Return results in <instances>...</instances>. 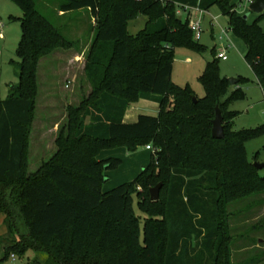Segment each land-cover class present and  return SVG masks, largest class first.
Instances as JSON below:
<instances>
[{
  "label": "trees",
  "instance_id": "obj_1",
  "mask_svg": "<svg viewBox=\"0 0 264 264\" xmlns=\"http://www.w3.org/2000/svg\"><path fill=\"white\" fill-rule=\"evenodd\" d=\"M12 1L23 17L17 50L20 82L7 100H0V213L6 214L8 229L0 239L2 261L13 253L34 251L47 256L37 264H228L229 204L264 195V169L248 161L245 146L264 136V127L232 130L239 114L230 107L246 99L241 85L248 80L238 78L231 90L220 77L218 58L207 63L199 78L204 98L195 96L189 85L172 81L177 49L205 51L189 19L179 18L177 10L181 5L205 12L218 7L228 19V30L244 43L245 62L263 95L264 14L251 23L232 0H65L60 12L89 8L97 20L86 65L94 87L90 97L95 98L86 109L82 104L69 110L67 125L58 131L57 152L32 173L29 139L38 63L71 44L40 12L37 0ZM138 15L148 21L131 35L130 23ZM139 100L157 103L159 115H140L135 123H125L128 109ZM217 106L223 115V140L212 137ZM149 145L156 150L152 163L134 181L103 193L111 179L107 171L123 162H102L99 155L121 147L135 153ZM217 145L225 146L221 156L214 154ZM201 152L213 159L201 161L198 169L191 157ZM150 183L162 184L159 201L143 196L141 189ZM259 226L264 231V222ZM250 233L242 237L258 245Z\"/></svg>",
  "mask_w": 264,
  "mask_h": 264
},
{
  "label": "rangeland",
  "instance_id": "obj_2",
  "mask_svg": "<svg viewBox=\"0 0 264 264\" xmlns=\"http://www.w3.org/2000/svg\"><path fill=\"white\" fill-rule=\"evenodd\" d=\"M232 2L237 5L239 14L247 15L251 23L259 17L250 10L251 4L246 0H232ZM64 3L65 0H37L40 12L56 25L71 45L54 49L53 52L42 56L38 63L37 86L39 89L35 99V120L29 139V171L32 173L36 172L44 161L50 159L57 152L55 142L59 134L58 131L67 125L69 110L72 107H80L82 104H85L83 108L86 109L94 102L95 98L90 97L94 87L86 65L95 40L97 20L93 18L89 8L70 11L67 14L60 12ZM177 12L179 18L186 20L182 9H178ZM21 17H23V10L14 1L0 0V22L5 26L4 28L2 25L0 26V100L2 101L8 99L12 86H17L20 82L17 65L21 61L17 50L22 41V27L19 22ZM213 20L215 27L211 31ZM147 21L148 19L144 16L138 15L130 23L129 33L135 35L143 30ZM227 23V19L222 16L216 6L209 11V14L205 15L202 23V36L199 40L205 51L177 49L173 62L172 81L180 87L189 85L195 96L204 98L206 92L199 78L205 71L207 63L213 62L217 58V54L229 46L228 61H219L220 77L227 80L232 78L248 80L247 84L241 85L246 99L234 102L230 107L231 112L239 114L233 120L232 130L236 132L256 130L264 127V95L255 80L253 70L245 62L247 51L244 43L230 31L228 32ZM261 25L264 30V17L261 20ZM223 30L227 32L228 42L221 40ZM224 45L226 46L224 47ZM234 87L231 86V90ZM140 115L158 116L159 105L147 100L135 102L129 109L128 122L135 123ZM90 122L91 119H88L86 123ZM225 123L228 122L225 121L224 116ZM245 146L248 161H251L252 164L264 163V136L250 140ZM224 147V145H217L214 154L221 156ZM106 152L123 163L120 168L107 171L106 174L111 179L103 186V193L124 183L134 181L138 174L152 163V152L147 151L145 147H140L135 153L129 152L125 147L106 150ZM101 154L98 160L102 162L112 159H101ZM208 157L213 159L209 154L194 153L191 157L193 166L201 169L200 162H210ZM155 185L150 183L146 190L142 188L143 196L149 195L150 199L148 190L154 188ZM134 208L137 215L142 217L141 225H143L145 216L138 209L137 200ZM227 210L229 216L227 226L231 230L230 252L227 251L228 255H225L228 257V264H264V235H262L264 231L259 226V223L264 222V195L251 197V199L235 203L231 207L229 204ZM231 212L234 216L236 215L233 221H231ZM232 228L235 229L233 235L236 243L232 241ZM250 231L254 232L252 234L254 241H259L256 246L250 245L246 241L247 239L242 237V235H250ZM114 254L116 255V253ZM2 255L1 251L0 258ZM46 257V255L29 251L24 255L20 254L19 261L21 264H37L36 261L45 263Z\"/></svg>",
  "mask_w": 264,
  "mask_h": 264
},
{
  "label": "water",
  "instance_id": "obj_3",
  "mask_svg": "<svg viewBox=\"0 0 264 264\" xmlns=\"http://www.w3.org/2000/svg\"><path fill=\"white\" fill-rule=\"evenodd\" d=\"M250 10L256 15H261L264 12V0H255V2L253 4H251V6H250ZM243 18L247 19L248 16L245 15ZM228 82L230 83L231 86H236L239 84L238 79H234V78H232L231 80H228ZM195 101H197L196 98H195ZM215 115H216V118L212 123V125H213L212 137L214 140H217V139L223 140V139H225V131H224V127H223V115H222V112L218 106L216 107ZM254 166L259 171L264 169V163H255ZM161 187H162V184H159L150 190L152 202L160 200Z\"/></svg>",
  "mask_w": 264,
  "mask_h": 264
},
{
  "label": "built area",
  "instance_id": "obj_4",
  "mask_svg": "<svg viewBox=\"0 0 264 264\" xmlns=\"http://www.w3.org/2000/svg\"><path fill=\"white\" fill-rule=\"evenodd\" d=\"M247 3L249 4H253L255 2V0H246ZM179 9H182L183 13H185L187 19H189L190 21V28L192 33H194L195 35V39L196 41L200 40L201 36H202V23L204 20V15H206L205 10L202 11L200 8L195 7V8H191L189 6H180ZM179 14V13H178ZM192 14L193 17H192ZM222 35L224 37H227V32L226 31H222ZM223 39V38H221ZM217 58L221 61H227L228 60V56H227V52L224 51L222 53H218L217 54ZM146 149L150 152H155V148L151 145L147 146ZM20 258L17 254L13 253L9 256V258L7 259L9 264H21L20 263Z\"/></svg>",
  "mask_w": 264,
  "mask_h": 264
},
{
  "label": "crops",
  "instance_id": "obj_5",
  "mask_svg": "<svg viewBox=\"0 0 264 264\" xmlns=\"http://www.w3.org/2000/svg\"><path fill=\"white\" fill-rule=\"evenodd\" d=\"M238 12V11H237ZM206 14H209V12H206ZM238 14H239V12H238ZM262 14H264V13H262ZM192 15H194V14H192ZM239 15H241V14H239ZM259 16H261V15H259ZM186 17V16H185ZM187 18V17H186ZM225 18V17H224ZM249 18V17H248ZM204 19H205V15H204ZM257 20V19H256ZM255 20V21H256ZM227 21H228V19H227ZM2 24H1V22H0V26H1ZM3 26V28L5 27L4 26V24L2 25ZM260 26L262 27V25L260 24ZM215 27V21L213 20L212 22H211V31H213V28ZM227 27H228V23H227ZM228 30V29H227ZM230 30H228V32H229ZM231 32V31H230ZM223 39H221L222 41H226V42H228L229 41V37L227 36V37H222ZM225 43V42H224ZM225 44H227V43H225ZM226 45H224V47H225ZM228 48H229V46H227V47H225V49H222L221 51L222 52H224V51H226L227 52V56H228ZM222 52H220V53H222ZM228 61V60H227ZM227 61H223V62H227ZM256 80V79H255ZM259 86V85H258ZM260 87V86H259ZM260 89H261V87H260ZM131 108V107H130ZM129 108V109H130ZM129 109H128V111H127V116H126V118H125V123H129V124H133V123H131V122H128L129 121V118H130V116H129ZM55 131V130H54ZM148 151V150H147ZM150 152V151H149ZM105 153V154H104ZM100 158L101 159H105V158H114V157H112V155L110 154V153H108V152H106V150H105V152H103L102 154H101V156H100ZM6 218H7V216H6V214H3V213H0V239L1 238H5L6 236H7V234H8V229H7V227H6V224H5V221H6ZM2 251V256H1V258H0V264H9L8 263V261L6 260V261H2V259H3V257H4V245L3 244H1L0 243V252Z\"/></svg>",
  "mask_w": 264,
  "mask_h": 264
}]
</instances>
